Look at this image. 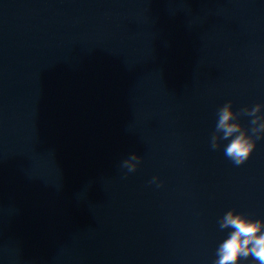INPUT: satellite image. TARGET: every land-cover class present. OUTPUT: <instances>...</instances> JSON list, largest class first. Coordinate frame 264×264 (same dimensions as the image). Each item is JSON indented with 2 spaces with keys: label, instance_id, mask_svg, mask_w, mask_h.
Masks as SVG:
<instances>
[{
  "label": "water",
  "instance_id": "water-1",
  "mask_svg": "<svg viewBox=\"0 0 264 264\" xmlns=\"http://www.w3.org/2000/svg\"><path fill=\"white\" fill-rule=\"evenodd\" d=\"M228 100L264 104V0H0V264H212L227 209L264 218Z\"/></svg>",
  "mask_w": 264,
  "mask_h": 264
},
{
  "label": "clouds",
  "instance_id": "clouds-1",
  "mask_svg": "<svg viewBox=\"0 0 264 264\" xmlns=\"http://www.w3.org/2000/svg\"><path fill=\"white\" fill-rule=\"evenodd\" d=\"M232 103L228 100L218 108L210 147H222L224 155L240 165L249 158L256 141L264 137V104L256 103L240 109L241 113L251 117L250 127L246 128L240 123ZM140 160L136 152L125 158L122 161V167L127 169L125 175L135 171ZM149 182L156 183L158 187L163 183L155 175ZM218 225L227 233L216 247L212 264H264V218H254L230 208L218 218Z\"/></svg>",
  "mask_w": 264,
  "mask_h": 264
}]
</instances>
